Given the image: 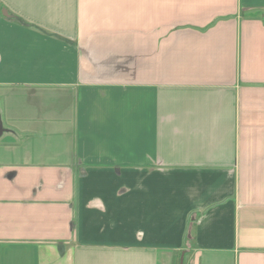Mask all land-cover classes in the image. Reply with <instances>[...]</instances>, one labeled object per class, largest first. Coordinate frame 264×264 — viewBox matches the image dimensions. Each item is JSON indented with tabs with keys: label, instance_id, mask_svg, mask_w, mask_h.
I'll list each match as a JSON object with an SVG mask.
<instances>
[{
	"label": "crops",
	"instance_id": "obj_1",
	"mask_svg": "<svg viewBox=\"0 0 264 264\" xmlns=\"http://www.w3.org/2000/svg\"><path fill=\"white\" fill-rule=\"evenodd\" d=\"M0 125V264H264V0H0Z\"/></svg>",
	"mask_w": 264,
	"mask_h": 264
},
{
	"label": "water",
	"instance_id": "obj_2",
	"mask_svg": "<svg viewBox=\"0 0 264 264\" xmlns=\"http://www.w3.org/2000/svg\"><path fill=\"white\" fill-rule=\"evenodd\" d=\"M1 13H2L3 16H8L9 15V13L7 12V10L5 8L1 9ZM3 130H4L3 127L0 125V136H1L2 132H3ZM182 260H183V252L180 255V263L179 264H182Z\"/></svg>",
	"mask_w": 264,
	"mask_h": 264
},
{
	"label": "rangeland",
	"instance_id": "obj_3",
	"mask_svg": "<svg viewBox=\"0 0 264 264\" xmlns=\"http://www.w3.org/2000/svg\"><path fill=\"white\" fill-rule=\"evenodd\" d=\"M159 263H160V264H163L162 259H160Z\"/></svg>",
	"mask_w": 264,
	"mask_h": 264
}]
</instances>
